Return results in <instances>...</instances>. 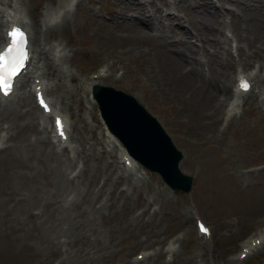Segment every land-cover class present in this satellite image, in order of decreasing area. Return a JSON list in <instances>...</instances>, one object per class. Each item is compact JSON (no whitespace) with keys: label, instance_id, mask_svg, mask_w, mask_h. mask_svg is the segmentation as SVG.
Returning <instances> with one entry per match:
<instances>
[{"label":"rangeland","instance_id":"rangeland-1","mask_svg":"<svg viewBox=\"0 0 264 264\" xmlns=\"http://www.w3.org/2000/svg\"><path fill=\"white\" fill-rule=\"evenodd\" d=\"M10 1L0 0V10H8ZM58 1L22 0L21 6L31 10L32 25L34 13L40 20L45 7ZM199 1L77 0L66 20L47 29L51 36L32 26L35 49L65 44L64 76H48L46 93L69 119L70 146L55 147L52 157L25 127L32 113L0 117V264H131L144 250L151 253L145 264H264V242L238 260L244 241L264 228V96L255 98L254 87L238 113L229 116L223 109L216 117L206 111L216 98L208 83L173 78L161 56L164 44L191 52L186 41L200 25L193 12ZM210 1L231 48L247 47L245 39L253 35L262 46L249 55V64L237 65L233 88L242 71L257 72L264 90V20L254 19L256 28L250 19L240 21L238 10L248 2L264 7V0ZM135 4L145 6L153 26H139ZM217 59L203 56L208 79L221 73ZM101 68V82L136 96L183 151L181 169L194 179L190 194L171 190L146 168L147 174L123 171L122 156L108 145L88 92ZM246 202H256L258 209L248 215L239 207ZM197 217L210 225L211 237L198 233ZM179 235L177 250L168 254Z\"/></svg>","mask_w":264,"mask_h":264},{"label":"bare ground","instance_id":"bare-ground-1","mask_svg":"<svg viewBox=\"0 0 264 264\" xmlns=\"http://www.w3.org/2000/svg\"><path fill=\"white\" fill-rule=\"evenodd\" d=\"M74 1L76 2V0H60L55 6H46L44 11L42 12V17L40 16V20L36 19V14L34 13L32 17V25L29 21L28 15V13L31 14V10L21 6L22 0H13L12 3L10 1V9L8 11L0 10V31L4 25L9 26L11 22H20L30 30L31 40L32 26L35 27L36 31L40 32V34L44 37L51 36L52 33L47 29H51L59 23H62L64 20H66L65 18L68 16V14H72L71 9ZM135 5L136 7H139L140 12L134 16L139 26L141 28L153 26V24L151 23L153 19L147 18L143 13L145 6L137 4ZM252 5L254 4L248 2L244 6H239L238 10L242 12L239 17L241 18L240 21L244 23L249 21V19L252 20L251 22L253 26L257 28L259 25H255L253 22H255L254 19H258L260 21L264 20V7L259 8ZM196 9L197 10H193V12H195V16L199 18L198 23L200 25L199 27H196V33L191 36L190 42L186 41V43L190 44L192 48L191 52L187 55L184 50L176 48L168 49V47L164 44L162 45L163 53H161V56L165 57L166 64L167 66H169L170 73L173 74V78L177 80L181 79L183 83H186V81L187 83H190V81H194L196 83L200 82V84L208 83V90L211 92V95H216V98H214V100L209 103V107L208 109H206V111L211 109L213 110L214 115L216 117H219L221 113H223V109L224 113L226 109V114L230 116L233 113L239 112L241 98H244L245 94L242 93L238 95L236 94V89L233 88L232 82L236 74L235 72L237 71V65L241 66L244 64H249V55L256 53V50H259L261 52L262 46L259 45L258 42L253 41L256 40L255 35H253L252 38L246 37L245 42L247 47L240 45V43L236 45V50H234L230 47L231 43H229V37L225 38V34L224 32H222L218 24V22L220 21V17H218L219 12L217 5L210 0H200L199 5H197ZM115 12H118V9H115ZM228 12L232 16L237 17L236 11H234L233 9H229ZM244 13H246L245 17L243 15ZM213 23H217V25L214 26ZM41 25L44 26V30L42 29ZM3 41H5V36H1L0 33V44ZM238 42H240L239 39ZM63 44V42H58V44H54L49 50H47L46 47L43 48L42 46H40V49L33 50L34 59L31 68L28 70L26 78L21 81L20 87L17 88V91L15 93L16 95L12 97V99H3L0 96V117L2 115H8L9 117H18L19 114H26L27 112L30 114H34V116H32L31 114L30 116H27V118H25V127L30 130H34L38 134V138L36 140L37 144L40 147L42 146L43 151L52 157H56L55 155L58 153V151L55 150V147L68 149L67 145L69 143V140L67 139L66 141H63L58 138L54 133L53 126H50L49 115H46L44 112H40L39 110L37 111L36 108L33 107L32 95L34 93L32 92L30 83L28 82H30L32 77L34 78V80L35 78H39L40 83L33 81L32 87L43 85L46 91L48 90V87H50L47 82L48 79H46L48 76H50V78H53L55 81L60 80L64 76L67 53L65 50V45ZM200 53L209 59L218 58L217 63L220 66L221 73L217 77L212 76L213 79H208L206 77V72L203 67V65L205 66V63L203 62V56ZM261 57L264 58L263 54L261 55ZM247 61L248 63H246ZM251 75L253 77V82L256 85L255 87L258 88V91L255 94V98H262L264 96V90L261 88L262 79L257 73ZM101 76L102 75L99 74V77ZM96 82H101V80L91 79L88 82V85L91 87V85ZM55 84L56 83H54L53 86ZM53 86H51V90L55 88ZM90 87L87 90H89ZM20 91L22 92L20 93ZM88 92L93 104H95V100L92 98L90 93L91 91L89 90ZM218 96L221 97L218 98ZM227 97H229L228 101ZM15 102L19 103L17 107H14ZM53 105L55 108H57L56 103L53 102ZM20 107H23L25 109L21 111ZM32 108L34 109V111L32 110ZM210 116L213 120L212 113L210 114ZM217 121L218 119L214 118V122ZM103 131L108 139V145L117 147L120 155L124 157L126 150L119 139L116 138L111 132H109L106 126H104ZM40 133L42 134L41 136H39ZM118 167L119 170H121V165H119ZM122 168L123 171L126 172L134 171L137 173L147 174V172L143 170L144 168H142V166L136 161H132V167L130 168L127 167V165L125 166V164L123 163ZM80 175L81 171L77 176ZM239 205L240 208H245L248 211V215L258 209V205H256V202H246ZM180 238L181 236L179 235L172 239L174 241L170 243L168 252L175 253V251L177 250L176 241ZM258 239H261L262 241L264 240V232L260 233V235L258 234L256 237H251L249 240L244 241V248L249 247V249L252 250V240L257 241ZM149 259L150 256L148 257V255H146L143 260L138 261L137 263L136 261H133L131 264H145L149 261ZM238 260H240V258H238Z\"/></svg>","mask_w":264,"mask_h":264},{"label":"water","instance_id":"water-1","mask_svg":"<svg viewBox=\"0 0 264 264\" xmlns=\"http://www.w3.org/2000/svg\"><path fill=\"white\" fill-rule=\"evenodd\" d=\"M92 90L109 130L128 152L148 169L159 172L173 190L189 193L193 177L180 168L183 152L158 118L123 90L99 83Z\"/></svg>","mask_w":264,"mask_h":264},{"label":"snow or ice","instance_id":"snow-or-ice-1","mask_svg":"<svg viewBox=\"0 0 264 264\" xmlns=\"http://www.w3.org/2000/svg\"><path fill=\"white\" fill-rule=\"evenodd\" d=\"M17 36L20 39H17ZM10 44L7 49L0 51V93L8 95L13 87L14 80L18 77L19 73L22 71V66L27 60V51L24 47V33L19 32L17 29H13L9 33ZM242 88L245 90L248 85L242 84ZM43 103V101H41ZM59 121L57 125L59 126ZM63 134V133H61ZM202 231L206 229L201 226Z\"/></svg>","mask_w":264,"mask_h":264}]
</instances>
